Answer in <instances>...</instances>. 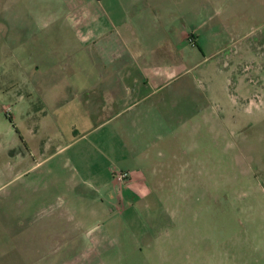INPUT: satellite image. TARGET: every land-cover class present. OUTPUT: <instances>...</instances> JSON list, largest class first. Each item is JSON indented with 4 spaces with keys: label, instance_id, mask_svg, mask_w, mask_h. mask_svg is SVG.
Instances as JSON below:
<instances>
[{
    "label": "rangeland",
    "instance_id": "rangeland-1",
    "mask_svg": "<svg viewBox=\"0 0 264 264\" xmlns=\"http://www.w3.org/2000/svg\"><path fill=\"white\" fill-rule=\"evenodd\" d=\"M166 7V85L89 114L75 90L95 69L52 60L45 33L15 29L19 10L37 19L59 0H0L12 26L0 32V264H264V0ZM140 141L158 147L130 146ZM134 166L153 193L103 221L109 237L85 236L92 218L70 239L47 236L48 202L31 189L90 190Z\"/></svg>",
    "mask_w": 264,
    "mask_h": 264
},
{
    "label": "crops",
    "instance_id": "crops-1",
    "mask_svg": "<svg viewBox=\"0 0 264 264\" xmlns=\"http://www.w3.org/2000/svg\"><path fill=\"white\" fill-rule=\"evenodd\" d=\"M59 5L60 11H49L39 15V19L19 10L14 16L15 29L32 36L36 35L35 32L45 33L52 60L61 56L59 63H78L95 69L87 84L75 90L80 94L81 103L84 100L83 104L89 108V114L94 108L109 106V102L104 104L97 100H112L110 104L112 102L119 108L120 113L124 112L149 98L161 85H166L169 77L166 0H59ZM41 23L43 26L37 28L41 30H35L34 27ZM10 25L8 19H0L2 35H8ZM142 114H135L133 122H141ZM147 117L148 114L144 115ZM130 146L143 149L158 147L149 141ZM145 159L150 158L146 156ZM113 168L109 167L103 182L90 187V190L78 191L75 187L53 194L49 189L42 192L31 189L32 197L41 196L48 202L45 207L47 221L44 223L50 229L48 237L58 241L70 239L77 234L71 228L87 226L83 221L92 218L97 222V230L85 232V236L89 235L94 243L99 242L109 237L107 230L100 229L105 226L103 221L120 219L131 210L125 205L145 201L152 195L147 177L139 168L134 166L125 170L130 173V178L124 185L115 180V173L120 171ZM87 200L89 204L85 203ZM18 204L19 207L8 211L16 222L23 220L27 211L21 201Z\"/></svg>",
    "mask_w": 264,
    "mask_h": 264
},
{
    "label": "built area",
    "instance_id": "built-area-1",
    "mask_svg": "<svg viewBox=\"0 0 264 264\" xmlns=\"http://www.w3.org/2000/svg\"><path fill=\"white\" fill-rule=\"evenodd\" d=\"M129 178H130L129 172H117V173H115V180L119 184H125Z\"/></svg>",
    "mask_w": 264,
    "mask_h": 264
}]
</instances>
